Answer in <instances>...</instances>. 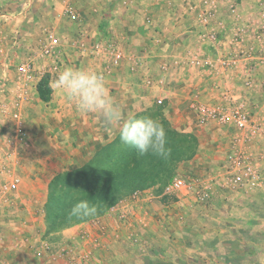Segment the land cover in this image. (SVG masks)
I'll list each match as a JSON object with an SVG mask.
<instances>
[{
  "label": "crops",
  "instance_id": "obj_1",
  "mask_svg": "<svg viewBox=\"0 0 264 264\" xmlns=\"http://www.w3.org/2000/svg\"><path fill=\"white\" fill-rule=\"evenodd\" d=\"M200 1L0 0V187L8 181L6 168L14 165L20 190L39 199L47 194L53 177L38 164L44 161L42 152H53L63 163L69 151H83L80 156L86 164L119 135L118 124L106 126L98 113L79 112L56 89L55 80L50 82L48 101L41 99L35 82L29 98L18 104L28 135L25 153L19 158L8 155L12 143L18 145L15 123L11 111H7L16 103L17 94L5 63L27 56L46 31L61 40L63 68L103 72L109 94L125 118L155 107L161 99L166 118L181 132L193 122V126L198 125L195 105L213 104L229 111L232 105L240 104L249 112L253 129H257L241 131L234 123L203 125L218 127L213 175L221 181L229 156L240 154L261 173V187L221 190L216 186L209 200L198 198L192 191L181 193L191 196L174 205L172 221L134 222L130 235H120L118 226L116 232L110 229V235L103 234L95 257L81 264H264V65L256 68L254 84L247 88L244 68L253 62L241 60L230 69L218 63L220 56L231 55L229 31L233 20L226 13L228 2H238L247 21L259 0H225L220 4L217 19L224 22L229 33L220 43H210L201 35ZM68 6L77 8L81 25L75 27L76 22L67 18ZM18 32L22 48L14 51ZM107 38H112L122 52L119 66L111 65L112 57L106 52L97 56L82 51L95 40L105 43ZM249 44L250 40L244 42V46ZM199 59L205 61L203 66ZM167 63L171 69L165 74L161 66ZM148 78L156 83L148 86ZM160 78L162 84L158 83ZM225 91L231 99L223 98ZM24 168L32 179L20 175ZM40 175L48 178L40 181ZM147 191L152 193L151 189ZM4 198L0 197V264H31V250L23 239L24 223L11 226V200ZM20 201L21 206L14 210L24 207Z\"/></svg>",
  "mask_w": 264,
  "mask_h": 264
},
{
  "label": "rangeland",
  "instance_id": "obj_2",
  "mask_svg": "<svg viewBox=\"0 0 264 264\" xmlns=\"http://www.w3.org/2000/svg\"><path fill=\"white\" fill-rule=\"evenodd\" d=\"M73 24L76 27L81 25L82 22L79 20ZM95 41L98 42V40ZM99 41L103 40L99 39ZM108 41H112V38H107L104 42ZM10 73L12 75L11 78L15 80V70H11ZM163 110V104H156L155 107L141 111L137 115H152L163 124L166 132H172V136L167 133L168 147L171 149L170 155L165 158L167 162L157 164L155 161H160L161 157H157L156 160H150L145 155L143 167L136 168L132 165V171L136 175H140L142 180L132 185L128 182L129 185L125 190L117 189L120 190V196L115 204L110 207L100 202L92 204L97 208V212L94 215L68 218L70 206H73L79 198L85 199V192H91L93 189L84 190L91 187L87 183L88 174L91 172L89 170L98 166L96 162H99L103 169L106 168L109 162L115 161L122 151L128 150L129 146L120 142L119 135L115 136L108 141L107 146H103L98 150L94 154L93 159L86 164H84V158H81L83 151L80 153L69 151L68 157H63L65 161L63 163L53 152L45 151L40 154L41 159H44L41 164L38 163L40 168L43 170L47 168L48 174L53 175L47 194L41 195V198L37 199L34 195L29 194V191L22 192L19 182L18 190L8 196L9 200H11V226L13 224L18 225L17 223L19 222L25 224H22L23 232L25 233L23 239L31 250V254L29 252L31 264L42 263L41 260L35 259L33 254V247H39V241L42 240H48L54 244L53 251L55 254L66 253L69 250V253H73L78 259L79 264L82 261L89 262L95 257L101 247V242L105 238L103 234L110 235V229L116 232L118 226L120 235H130L131 223L139 222L144 224L148 221L156 220L160 224L164 221H172L173 213L176 214L174 205L182 199L191 196L181 193L166 195L165 188L174 179L197 180L214 176V173H212L214 172V166L211 164L213 159L215 160V156L213 158V149L217 146L218 127L205 128L203 125L209 122L199 123L196 120L199 126H193V122L191 125L182 127V131L179 132L170 123L171 121L166 118ZM199 133L201 134L199 135ZM169 137L172 139H169ZM222 143H219V145ZM20 147H22V150L18 152V158L22 156V153H25L24 147L26 146L21 145ZM134 151L136 150L134 149ZM133 156V152L129 153V160H132ZM138 157L139 159L142 158L141 155ZM12 171L14 172L13 176H16L15 169ZM122 174L128 176L131 173L125 172ZM20 175L28 178L32 176L29 170H25V168L22 169ZM38 177L40 181L48 178L46 175ZM8 179H10L9 176ZM126 180L121 182L127 184ZM147 184V188H143ZM150 189L152 193H148L147 190ZM20 200H22L24 207L20 211L14 210V208H18L17 206H21V203L18 204V202H21ZM115 232L113 233L115 234ZM87 254H90V259L83 260L81 257ZM50 264H55V262Z\"/></svg>",
  "mask_w": 264,
  "mask_h": 264
},
{
  "label": "built area",
  "instance_id": "obj_3",
  "mask_svg": "<svg viewBox=\"0 0 264 264\" xmlns=\"http://www.w3.org/2000/svg\"><path fill=\"white\" fill-rule=\"evenodd\" d=\"M225 0H201L199 4V20L204 27L203 37L210 43H220L227 38L229 33H226V26L224 22L218 20V9ZM240 4L236 1L228 2L226 6V13L233 20L231 38H229V45L231 47V55L228 57L220 56L218 63L223 69H230L244 60L253 62L244 68L245 81L244 85L251 88L255 81V70L264 65V0H259L256 9L252 12L249 19L246 21L240 13ZM65 14L72 22H77L80 17L74 7L68 6ZM250 40L248 46H244V42ZM22 38L20 33L15 34L13 40V50L18 51L22 48ZM256 46L259 49H256ZM91 48V49H90ZM90 48H83L85 53H108L111 57V65L116 67L120 65L123 58L121 50L116 43L108 41L105 43L95 42ZM88 51V52H87ZM256 63L254 64V62ZM1 62V61H0ZM201 66L205 61L199 59L197 61ZM63 68L62 43L57 34L52 31H46L43 40L40 41L36 48H33L27 56L23 59L10 61L5 63V70H15L14 85L16 88L17 101L11 111V118L15 123L16 142L12 143V150L8 153L17 158L19 148L21 145H26L28 135L25 127V121L21 112L19 111V103L26 101L29 98V90L34 83H40L45 77H50V82L56 80L57 74ZM163 73H168L171 69L170 64H163L161 66ZM7 73V72H6ZM7 76V75H6ZM159 84L163 83V79L158 80ZM156 83L154 79H146L148 86H153ZM38 86V85H37ZM4 88V86H3ZM6 93V92H5ZM224 99H231L229 92L223 93ZM158 105L163 104V100H157ZM197 115L199 123H207L214 121L221 125L234 123L237 129L244 131L249 128L253 129L251 117L244 107L240 104L232 105L230 110L213 104L209 105H195L193 106ZM257 130V129H256ZM253 129L254 132H256ZM15 142V141H13ZM18 151V152H17ZM9 155V156H10ZM17 162V161H16ZM13 166L6 168V173L10 177L8 181L4 182L0 187V197L8 198L9 194L16 192L19 188V179L13 176ZM263 178L259 170L253 166L246 156L240 154H231L227 161V166L220 181L218 176L209 177L207 179L186 180L176 178L169 183L165 192L166 195H174L180 193L195 192L197 197L202 200H209L214 187L218 186L222 190H255L262 186ZM6 198H4L6 200ZM6 202V201H4ZM39 247H33V254L35 259L42 261L41 264H50L51 262L63 261L65 264H79L78 259L73 253H54L53 243L48 240L39 241ZM83 260L90 259V254L81 257ZM50 262V263H49Z\"/></svg>",
  "mask_w": 264,
  "mask_h": 264
},
{
  "label": "clouds",
  "instance_id": "obj_4",
  "mask_svg": "<svg viewBox=\"0 0 264 264\" xmlns=\"http://www.w3.org/2000/svg\"><path fill=\"white\" fill-rule=\"evenodd\" d=\"M55 87L71 100L81 113H98L106 126L118 124L119 140L134 148L139 155H155L167 158V132L163 124L152 115L131 114L125 118L106 86L101 71L86 67L65 66L57 74ZM97 212L95 205L80 200L72 206L69 217L90 216Z\"/></svg>",
  "mask_w": 264,
  "mask_h": 264
},
{
  "label": "trees",
  "instance_id": "obj_5",
  "mask_svg": "<svg viewBox=\"0 0 264 264\" xmlns=\"http://www.w3.org/2000/svg\"><path fill=\"white\" fill-rule=\"evenodd\" d=\"M38 91L40 93L41 99L44 101H48L49 95H50V77L48 75L45 76L38 84ZM167 133L168 135L172 136V132H167ZM169 139H172V138L169 137ZM131 152L134 153V156H133L134 158L132 160H129L128 156H129V153ZM138 156H139L138 152L134 151L133 148L129 147L128 150L122 151L119 154V157L115 159V161L109 162L108 166L104 169L102 168L99 162H96V165L98 166L95 169L89 170L91 172H89L88 178H87V183H89L88 185H91V187L84 189L88 191L89 188H93L92 191L88 193L85 192L84 195L86 198L85 199L79 198L76 200L74 204H76L80 200H87L89 201L91 205L97 204L98 202H100L101 204L105 203L104 205L107 207H110L113 204H115V202L118 200V197L120 196V190H117V189L125 190L127 189V186L129 185L128 182H130L132 185L142 180L140 175H136L132 171V165H134L136 168L143 167V164H144L143 160L146 158V156H142L141 159H139ZM147 157L150 160H156L158 156L147 155ZM165 162H167V159L165 158H161L160 161H157V162L155 161V163L157 164H161V163L163 164ZM125 172H130L131 174H129L128 176L126 174H122ZM105 174L106 176H104ZM122 180L123 181L126 180L127 184L122 183L121 182ZM147 186L148 184L146 186L144 185L143 188L145 187L147 188ZM59 201H60V198H59ZM71 208L72 206H70L69 211ZM73 217L74 216L68 217V218H73Z\"/></svg>",
  "mask_w": 264,
  "mask_h": 264
}]
</instances>
